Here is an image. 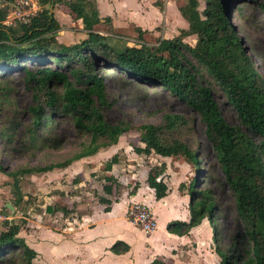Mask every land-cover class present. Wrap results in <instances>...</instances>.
I'll list each match as a JSON object with an SVG mask.
<instances>
[{"label": "trees", "instance_id": "obj_1", "mask_svg": "<svg viewBox=\"0 0 264 264\" xmlns=\"http://www.w3.org/2000/svg\"><path fill=\"white\" fill-rule=\"evenodd\" d=\"M11 1L0 0V77L19 73L30 96L26 106L29 121L19 134V147L33 144L47 119L60 114L69 115L89 136L86 144L64 159L8 170L7 174L12 176V205L20 211L28 199L22 202L18 174L64 167L74 159L93 154L99 147L115 143L121 133L131 129L138 132V144L132 146L135 153L181 157L199 175L198 169L202 168L198 166L197 151L176 133L185 121L180 114L166 112L158 123L135 126L121 119H106L104 110L112 100L106 95L100 69L113 68L139 84L158 85L199 115L204 137L220 170L219 181L233 197L236 224L223 246L219 244L213 189L196 188L195 175L187 188L188 219H170L165 223L166 230L185 234L206 217L214 250L219 255L217 264H264V78L253 65L232 20L238 3L248 1L264 12V0H181L177 8L186 26L171 37H156L152 41L144 36L150 30L140 27H136L132 39L101 33L99 26L109 22V16L99 15L95 0H39L52 9L65 4L71 17L78 21L85 35L68 44L56 40L59 23L46 6L24 20L5 24ZM153 3L161 5L158 0ZM187 35H194L192 43L182 39ZM211 83L222 92L238 125L225 119ZM0 93L7 91L0 87ZM14 124L18 123L11 121L5 128L10 134H2L9 138ZM119 161L114 152L102 168L110 170ZM164 167V162H160L146 175V183L156 199L167 191L159 177ZM102 178L104 193H109L113 185L116 188L118 181L113 175L103 174ZM137 185L135 182L128 193H134ZM181 185L182 182L178 187ZM97 200L103 204V211L110 209V198L100 194ZM44 210H60L63 216L70 211L56 203L46 204ZM0 211L6 212L8 208L2 205ZM18 218L0 222V264H32L36 255L35 249L18 235L20 223L25 222ZM128 248L129 244L121 239L109 246L114 253ZM150 264L163 263L153 258Z\"/></svg>", "mask_w": 264, "mask_h": 264}, {"label": "rangeland", "instance_id": "obj_2", "mask_svg": "<svg viewBox=\"0 0 264 264\" xmlns=\"http://www.w3.org/2000/svg\"><path fill=\"white\" fill-rule=\"evenodd\" d=\"M32 1L36 4L34 10L29 8V5L24 8L17 5L14 6L11 1L4 21H15L21 18L17 17V14L26 12L30 15V12L33 13L41 6H46L49 10H52L59 23V28L55 31V38L58 42L68 44L84 37V31L80 29L78 21L71 17L65 4L60 3L52 9L47 2L42 5L39 0ZM161 1L160 7L151 12L147 9V0H137L141 4L140 8L135 7V0H103L100 5L102 11L104 5H106L107 9L105 10L112 12L106 13L109 15L110 21L100 24L99 31L103 34L114 33L118 36L132 39L136 33V27H140L147 30L150 29L151 33L144 35L146 40L149 41L156 37H171L177 34L179 29L185 24L176 10L181 0H171V5L166 8L163 0ZM13 8L15 13H11ZM23 16L25 17L26 15ZM232 20L253 65L264 78V12L253 3L243 1L238 3V9L233 12ZM182 39L192 43L195 37L194 35H187ZM100 70L103 75L106 95L112 100V104L104 110L106 119L109 121L121 119L135 126L144 122L158 123L161 121L162 114L166 112L180 114L185 121L180 125L176 133L192 149L197 151L198 166L202 168L198 169L199 175H195L191 164L181 157H163L154 152H150L147 155L135 153L132 150V146L138 144V132L131 129L121 133L115 143L99 147L93 154L74 159L64 167L18 174L16 178L18 188L23 194L22 202H25L26 198L28 199L26 206L20 211L4 212L8 215V219H10V216L11 219L14 217L15 220H18V217L24 218L25 222L20 223V230H23L24 234L27 233L31 239L38 231L45 243L48 242L47 228L52 226L51 221H54L52 220L54 218L52 214L55 212L44 210L46 204L56 203L69 208L70 211L66 215L77 218V221L78 219L80 220L82 213L97 209L100 211L94 215L97 223L104 226L109 223L117 224L120 221V207L114 213V215L118 216L117 219L116 217L108 218L105 212L102 211L103 204L98 202L97 197L103 194L112 201L122 191V186L117 180L116 188L113 185L109 193H104L101 188L103 183L102 175L108 174L117 178L118 175L126 174L129 182L123 186L129 191L135 182L138 184L136 179L130 178L131 173H136L137 176H140L146 182L147 172L153 170L160 162H164L165 167L159 175L162 179L166 175L164 170L167 165L169 170L173 169L175 172L178 169L180 170L181 167L184 168L185 176H182L184 181H181L182 185L177 187L178 191L186 190L187 184H189L193 175L196 176V188L209 186L213 189V196L217 204L215 212L219 244L223 246L229 233L235 228L234 202L229 189L219 181L221 177L220 170L215 161L212 147L204 137V125L199 115L166 90L159 88L158 85L139 84L113 68H101ZM0 87L7 91L5 94L0 93V166L2 167L0 170L7 172L8 170L24 166L42 165L58 161L75 153L82 145L88 142V133L78 128L69 115L60 114L47 119L46 125L40 131L33 144L29 147H19L17 141L21 138L19 134L29 121L26 106L29 104L30 96L23 87L20 74L16 72H12L6 77H0ZM211 87L225 119L231 124L238 125L236 115L224 99L220 89L213 83H211ZM11 121L18 124H14L11 128L9 127L12 132L8 138L5 133L2 134V131L10 134V130L6 131L5 128L10 125ZM23 134L26 135V132L24 131ZM253 138L256 140L255 137ZM114 152L117 153L120 161L113 164L110 170H103V162ZM203 170L210 175H205V172H202ZM65 176L67 179H65ZM8 177L10 179L9 188L12 197V176L8 174ZM73 178H75V181H72ZM170 194H172V191L169 192ZM11 197L10 200L13 199ZM22 202L19 203V206H22ZM56 211V218L61 222L60 219L63 216V212L60 210ZM203 218H205L204 225L207 228L209 237L201 235L198 238V240H201L200 242L197 241L198 250L195 249L196 253L199 251L198 259L200 263L198 264H217L219 255L214 250V244L211 239L212 230L207 218ZM161 219L159 218V223ZM36 223H41V225L38 227ZM74 223H76V220H74ZM119 226L121 232L127 229L122 221ZM35 228L40 229L36 230ZM127 230L129 236L132 237L134 235L133 232H135L133 228L129 227ZM195 240L192 244L197 247ZM133 245L135 247L133 246L131 253L123 255L122 259L112 257V259H115L114 262L139 264L145 261L147 257H142L140 262L135 261L133 254L136 253L139 257L143 256L141 254L143 245L139 246L137 243ZM112 262V260H103V264H112ZM33 264L49 263L40 262L38 257H35ZM90 264L97 263L90 262Z\"/></svg>", "mask_w": 264, "mask_h": 264}, {"label": "crops", "instance_id": "obj_3", "mask_svg": "<svg viewBox=\"0 0 264 264\" xmlns=\"http://www.w3.org/2000/svg\"><path fill=\"white\" fill-rule=\"evenodd\" d=\"M135 1V7L137 6V8H140L141 4H139L137 0ZM158 1H160V3L162 2L161 0ZM163 2L165 3V8L169 7L172 3L171 0H163ZM101 3H103V0H95L99 15H108L106 13L112 12L110 10H108L109 12L105 10L107 9L106 5H104L102 11L100 6ZM147 7V9L152 12L157 10L159 6L154 4L153 0H147ZM176 10L178 11V8ZM180 17L185 22L182 27H185L186 21L181 15ZM183 169L184 168L181 167L180 170L178 169V171L176 170L175 172L173 169L169 170L167 165L164 170V174L166 175L162 179L167 185V191L166 194L159 199L154 197L152 188L149 187L140 176H137L136 173L130 174V178H134L138 181V185L132 194H128L126 187L123 186L129 182L127 180V175H115L117 176V180L121 183L122 191L119 193L116 200L111 201L110 209L108 211H102L105 212L108 218L116 217L117 219L118 216L114 215V213L116 209L120 207V221L118 222L120 223L122 221L127 229H129V227L133 228L135 232H133L134 235L132 237L129 236L127 229L123 228L125 231L121 232L118 222L117 224H105V226L97 223L94 216L96 213L100 212L97 209L82 213L80 215V220L78 219V221L77 218L65 215L62 216L60 219L61 222H59L56 218L57 211L53 212L52 215L54 218L52 220L54 221H51L52 226L47 228V243H45V240L40 237L38 231L32 239L28 237L29 235L27 233L24 234L23 230L20 229L18 235L22 236L25 242L35 249L36 255L33 259L38 257L40 262H48L49 264H90V262L103 264V260H112V264H120L119 262H114V260L122 259L123 255L131 253L134 246L133 244L135 243L139 244V246L143 245L141 252L143 256L139 257V255L136 253L133 254L132 252L135 261L140 262L142 261V257H147L145 261H142L139 264H150V261L153 258L160 259L163 264H198L200 263V260L198 259L199 251L197 253L195 252V249L198 250L199 248L197 241H201L198 240V238L201 235L209 237L207 228L204 225L205 218H202L198 224L193 225L188 233L185 234L178 235L167 231L165 228V223L170 219L187 220L189 217L187 208V188L189 184H187L186 190L183 189L182 191H178L177 188L178 184L181 181H184L182 176L185 174V171H183ZM65 179H67L66 176ZM9 182L10 179L7 172L0 170V207L2 205L6 206V204L9 203L11 207H6L8 208V212L12 213L18 211V209L12 205L13 196L11 197L10 195ZM170 191H172V194L169 195ZM10 197L12 200H10ZM131 201H142L149 206L155 220L157 221L155 227L151 231L144 232L125 218V208ZM15 208L16 211H14ZM9 218L11 220V216ZM159 218H162L160 223L158 222ZM74 220H76V223H74ZM27 225L29 224L27 223ZM36 225L39 227L41 223H36ZM39 229L40 228L36 230ZM116 239H121L127 242L129 244L128 250L122 253L112 252L109 249V246ZM194 240L197 243V247L192 244ZM112 257H115V259H112Z\"/></svg>", "mask_w": 264, "mask_h": 264}, {"label": "built area", "instance_id": "obj_4", "mask_svg": "<svg viewBox=\"0 0 264 264\" xmlns=\"http://www.w3.org/2000/svg\"><path fill=\"white\" fill-rule=\"evenodd\" d=\"M12 4L14 6H20L21 8H24L25 6L29 5V8H32V10L35 9L36 4L34 1L32 0H12ZM12 12L11 13H15V9H11ZM25 13V14H24ZM31 14V12H30ZM23 15H26L25 17ZM27 16H29V13L27 14L26 12H23V14H17V17H21L18 19H22L24 20L25 18H27ZM3 22L5 24H12V22L14 23V21L12 22H7L4 21ZM125 218L134 226L140 228L141 230H143L144 232H149L151 231L155 225H156V220L155 217L152 213V211L150 210V208L148 207L147 204H145L142 201H131L127 204L125 211ZM8 218V215L5 214L4 212L0 211V221L4 220Z\"/></svg>", "mask_w": 264, "mask_h": 264}, {"label": "water", "instance_id": "obj_5", "mask_svg": "<svg viewBox=\"0 0 264 264\" xmlns=\"http://www.w3.org/2000/svg\"><path fill=\"white\" fill-rule=\"evenodd\" d=\"M6 206L11 207V205L9 203H7Z\"/></svg>", "mask_w": 264, "mask_h": 264}]
</instances>
